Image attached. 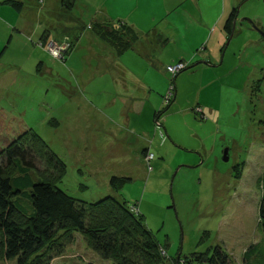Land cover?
Returning a JSON list of instances; mask_svg holds the SVG:
<instances>
[{
    "label": "rangeland",
    "instance_id": "374dc122",
    "mask_svg": "<svg viewBox=\"0 0 264 264\" xmlns=\"http://www.w3.org/2000/svg\"><path fill=\"white\" fill-rule=\"evenodd\" d=\"M101 2L22 0L18 12L0 1V147L24 129L34 130L65 164L56 184L85 201L111 194L134 204L130 210L142 213L166 263L192 251L209 253L217 244L232 264H263L259 252L247 261L242 252L262 236L257 204L264 170V0L237 5L240 20L221 44V60L202 68L186 59L190 66L173 73L166 69L174 62L171 50L160 68L156 52L149 58L128 50L133 41L121 52L124 69L121 53L93 33L107 50H86ZM15 20H54L52 33L61 34L42 42L4 30L5 22ZM190 36L186 32L181 43L192 42L186 41ZM193 56L204 59L199 52ZM36 58L53 61L54 71L31 75ZM154 99V109L162 111L153 119ZM142 145L151 154L140 160ZM33 164L45 166L37 157ZM110 175L130 179L114 189ZM73 235L48 264H112L79 232Z\"/></svg>",
    "mask_w": 264,
    "mask_h": 264
},
{
    "label": "trees",
    "instance_id": "16d2710c",
    "mask_svg": "<svg viewBox=\"0 0 264 264\" xmlns=\"http://www.w3.org/2000/svg\"><path fill=\"white\" fill-rule=\"evenodd\" d=\"M5 1L16 11L23 4L21 0ZM70 4L63 5L70 8ZM236 14L235 5L222 21L225 39L233 32L231 23ZM90 28L104 42L111 43L116 53L130 48L138 36L131 25L119 20H93ZM187 66L190 65L184 67ZM160 110L154 109L153 119ZM52 121L56 123L54 118ZM140 152L146 156L150 153L146 148ZM35 157L44 163L43 170L34 166ZM64 171L61 158L31 128L22 130L0 147V259L14 260L15 264H48L73 241V233L77 231L90 249L110 259L112 264H232L217 244L209 253L192 251L166 263L164 249L153 237L142 213L130 210L134 204L111 194L93 201L76 198L56 184ZM129 179L110 175L108 183L116 189ZM259 185L257 224L262 236L249 243L242 255L247 261L259 252L264 264V170Z\"/></svg>",
    "mask_w": 264,
    "mask_h": 264
},
{
    "label": "crops",
    "instance_id": "0c3cea01",
    "mask_svg": "<svg viewBox=\"0 0 264 264\" xmlns=\"http://www.w3.org/2000/svg\"><path fill=\"white\" fill-rule=\"evenodd\" d=\"M0 1L8 4L5 0ZM242 1L244 0H216V3L211 0H112L107 7L104 5L105 0H102L96 6V12L92 15V19L119 20L120 22L131 25L137 31L138 36L133 42L134 46L128 50L132 49L138 54L145 55V57L149 56V58H152L153 51L156 52V60L160 68L163 67L162 60L168 61V59L162 58V56L168 54L166 53L167 50H171L173 53L171 54V59H174L173 61L190 59L189 61H191L192 65L194 64L193 66L200 65L203 68L207 65H212L216 60H221V51L223 49L221 44L225 40L222 21L229 9L232 6L241 4ZM235 20H240L238 14H236ZM192 24H194V27H190ZM4 25V30L15 31L21 37L29 34L31 38H35L36 40H56L55 35L59 37L61 34L57 33L56 29L53 35V28L56 26L54 20H48V22L44 23L41 20H15L14 22L7 21ZM67 25L69 27L66 25L65 27L71 30L73 25H69V23ZM69 29H66L67 33L70 32ZM185 31L191 34L186 41L191 40L192 42L183 44L181 40L183 41V38L185 39ZM199 32H201L200 36L197 34ZM67 33L66 35H68ZM88 33V42L85 46L86 50H91L95 54H97V50H107L105 45L102 44L103 42L96 36H93L90 29ZM9 34L10 36L12 35L11 33ZM41 34H43L42 37ZM150 51H152V54ZM196 52H199L204 59L201 60L200 58L197 59V57H194L193 54L195 55ZM125 53H121L118 58V63L122 68L123 66L126 67V63L121 60L125 57ZM37 58L35 65L32 66L31 75H37L41 72L51 73L52 69L54 71L55 65L53 61L51 64L47 60L43 61V58L38 60ZM150 62L152 63V61ZM24 69V65H16L15 70L23 72ZM58 74L60 75V73ZM140 101H142L140 104L143 106L144 100ZM153 102L150 105L151 114L158 100L154 99ZM137 104V102H133L130 106L135 109ZM141 148L148 149L147 146L143 145ZM142 154L140 152V160L141 158L144 159Z\"/></svg>",
    "mask_w": 264,
    "mask_h": 264
},
{
    "label": "built area",
    "instance_id": "2783aa9c",
    "mask_svg": "<svg viewBox=\"0 0 264 264\" xmlns=\"http://www.w3.org/2000/svg\"><path fill=\"white\" fill-rule=\"evenodd\" d=\"M49 42H51V41L49 40ZM49 42H48V43H49ZM48 46H50V44H49ZM183 66H184V62L176 61V62H174L173 64L166 65V69H168L169 72L173 73V72H175V70H179V69H181ZM150 154H151V152H150ZM150 156H151V155H150Z\"/></svg>",
    "mask_w": 264,
    "mask_h": 264
},
{
    "label": "water",
    "instance_id": "95a60500",
    "mask_svg": "<svg viewBox=\"0 0 264 264\" xmlns=\"http://www.w3.org/2000/svg\"><path fill=\"white\" fill-rule=\"evenodd\" d=\"M234 20H235V18H233V21H232V22H234ZM227 41H228V39H227ZM227 41H226V42H227ZM226 151H227V148H224V149H223V155H222V158H223V159H227Z\"/></svg>",
    "mask_w": 264,
    "mask_h": 264
}]
</instances>
